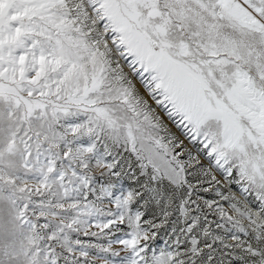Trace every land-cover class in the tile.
Instances as JSON below:
<instances>
[{"label": "snow or ice", "instance_id": "obj_1", "mask_svg": "<svg viewBox=\"0 0 264 264\" xmlns=\"http://www.w3.org/2000/svg\"><path fill=\"white\" fill-rule=\"evenodd\" d=\"M0 264H264V0H0Z\"/></svg>", "mask_w": 264, "mask_h": 264}]
</instances>
